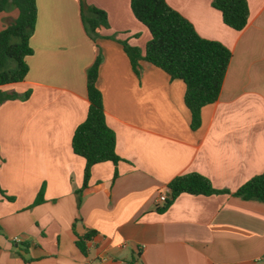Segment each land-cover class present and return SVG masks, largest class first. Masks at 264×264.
Returning a JSON list of instances; mask_svg holds the SVG:
<instances>
[{"label":"crops","instance_id":"crops-1","mask_svg":"<svg viewBox=\"0 0 264 264\" xmlns=\"http://www.w3.org/2000/svg\"><path fill=\"white\" fill-rule=\"evenodd\" d=\"M246 1L249 23L237 32L213 0H166L200 37L232 52L219 98L195 131L184 82L146 61L139 72L131 66L121 42L144 54L151 40L131 0H86L108 18L97 40L80 0H36L29 72L2 87L29 96L0 105V264H264V203L234 195L264 172V0ZM16 17L0 13V31ZM98 56L121 161L93 166L79 193L86 162L71 144ZM189 173L221 193L182 194L160 212L159 194L168 199L167 185ZM89 232L84 255L77 241Z\"/></svg>","mask_w":264,"mask_h":264},{"label":"trees","instance_id":"trees-1","mask_svg":"<svg viewBox=\"0 0 264 264\" xmlns=\"http://www.w3.org/2000/svg\"><path fill=\"white\" fill-rule=\"evenodd\" d=\"M80 3L85 31L92 40H97L99 30L109 27L107 15L93 6L84 8L82 0ZM9 5L16 10L17 17L0 31V105L29 96V93L24 96L8 93L2 87L26 78L29 72L27 58L33 55L30 39L37 23L36 0H0V13L6 12ZM212 5L221 12L227 27L237 32L247 27L250 11L246 0H213ZM131 10L151 34L144 54L139 48L121 42L132 68L139 72L140 62L146 61L164 71L172 80L183 81L186 86L184 102L191 113V128L198 130L202 109L219 98L232 52L217 41L200 37L191 22L171 8L166 0H131ZM101 62L102 58L98 56L87 71L90 106L87 118L76 128L72 138L73 153L86 162L83 189L79 193L88 188L93 166L107 162L118 165L121 161L116 152V135L107 125L103 96L97 85ZM167 188L169 197L160 212L168 209L182 194L212 196L221 193L208 178L198 173L178 176ZM234 195L264 203V172L246 182ZM42 196L43 193L37 203ZM94 234L89 232L77 241V247L84 255L87 253V242Z\"/></svg>","mask_w":264,"mask_h":264},{"label":"rangeland","instance_id":"rangeland-1","mask_svg":"<svg viewBox=\"0 0 264 264\" xmlns=\"http://www.w3.org/2000/svg\"><path fill=\"white\" fill-rule=\"evenodd\" d=\"M7 12L9 13V15H11V17H12L11 19H13V17H15L17 15L16 10L11 5H9ZM12 21H9V22L12 23Z\"/></svg>","mask_w":264,"mask_h":264},{"label":"built area","instance_id":"built-area-1","mask_svg":"<svg viewBox=\"0 0 264 264\" xmlns=\"http://www.w3.org/2000/svg\"><path fill=\"white\" fill-rule=\"evenodd\" d=\"M166 201H167V197H166V195L160 193V194H159V197H158V199H157V202H158V203H161V204H165Z\"/></svg>","mask_w":264,"mask_h":264},{"label":"water","instance_id":"water-1","mask_svg":"<svg viewBox=\"0 0 264 264\" xmlns=\"http://www.w3.org/2000/svg\"><path fill=\"white\" fill-rule=\"evenodd\" d=\"M82 4H83L84 8H87L86 0H82Z\"/></svg>","mask_w":264,"mask_h":264}]
</instances>
